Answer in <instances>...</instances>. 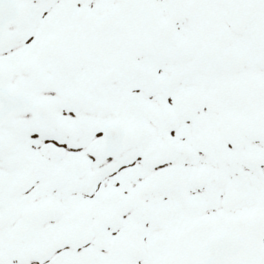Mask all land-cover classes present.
<instances>
[{
	"label": "snow or ice",
	"instance_id": "obj_1",
	"mask_svg": "<svg viewBox=\"0 0 264 264\" xmlns=\"http://www.w3.org/2000/svg\"><path fill=\"white\" fill-rule=\"evenodd\" d=\"M0 264H264V0H0Z\"/></svg>",
	"mask_w": 264,
	"mask_h": 264
}]
</instances>
